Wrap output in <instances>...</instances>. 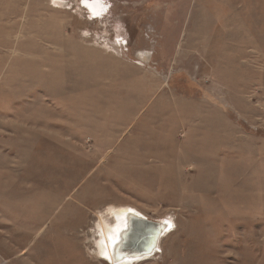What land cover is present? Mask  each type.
<instances>
[{
	"label": "rangeland",
	"instance_id": "1",
	"mask_svg": "<svg viewBox=\"0 0 264 264\" xmlns=\"http://www.w3.org/2000/svg\"><path fill=\"white\" fill-rule=\"evenodd\" d=\"M264 264V0H0V264ZM104 224V226H103Z\"/></svg>",
	"mask_w": 264,
	"mask_h": 264
},
{
	"label": "water",
	"instance_id": "2",
	"mask_svg": "<svg viewBox=\"0 0 264 264\" xmlns=\"http://www.w3.org/2000/svg\"><path fill=\"white\" fill-rule=\"evenodd\" d=\"M122 224L106 247L104 261L109 264H134L152 257L172 228L168 220H151L133 210H127Z\"/></svg>",
	"mask_w": 264,
	"mask_h": 264
},
{
	"label": "bare ground",
	"instance_id": "3",
	"mask_svg": "<svg viewBox=\"0 0 264 264\" xmlns=\"http://www.w3.org/2000/svg\"><path fill=\"white\" fill-rule=\"evenodd\" d=\"M126 212H127V209H119V210L115 211L113 213L114 214V218H115V224L111 225V226H109L108 224H105V226H104V224H103L104 228L103 229L101 228L102 238L98 239V242L96 243V253H97V255L100 256V258L102 260H104V257L107 255V248L106 247H107V244H108L109 240L113 238V236L115 235L116 231L119 228H121V226L124 224V223L122 224V221H123L124 214ZM156 221H165V220H156ZM160 243H161V241H160ZM160 243H159V247H160Z\"/></svg>",
	"mask_w": 264,
	"mask_h": 264
},
{
	"label": "crops",
	"instance_id": "4",
	"mask_svg": "<svg viewBox=\"0 0 264 264\" xmlns=\"http://www.w3.org/2000/svg\"><path fill=\"white\" fill-rule=\"evenodd\" d=\"M116 211H117V210H116ZM101 238H102V236H101ZM101 238H100V239H101ZM98 256H99V255H98ZM99 258H100V256H99Z\"/></svg>",
	"mask_w": 264,
	"mask_h": 264
}]
</instances>
